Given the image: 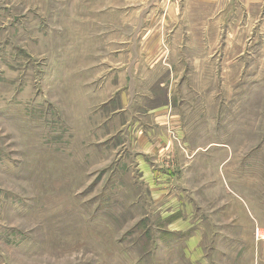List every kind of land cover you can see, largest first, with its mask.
Listing matches in <instances>:
<instances>
[{
	"label": "rangeland",
	"instance_id": "374dc122",
	"mask_svg": "<svg viewBox=\"0 0 264 264\" xmlns=\"http://www.w3.org/2000/svg\"><path fill=\"white\" fill-rule=\"evenodd\" d=\"M0 264H264V0H0Z\"/></svg>",
	"mask_w": 264,
	"mask_h": 264
}]
</instances>
